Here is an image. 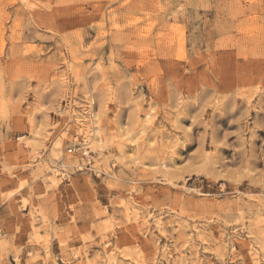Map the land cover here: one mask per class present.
Masks as SVG:
<instances>
[{"label": "rangeland", "instance_id": "374dc122", "mask_svg": "<svg viewBox=\"0 0 264 264\" xmlns=\"http://www.w3.org/2000/svg\"><path fill=\"white\" fill-rule=\"evenodd\" d=\"M0 264H264V0H0Z\"/></svg>", "mask_w": 264, "mask_h": 264}, {"label": "built area", "instance_id": "2783aa9c", "mask_svg": "<svg viewBox=\"0 0 264 264\" xmlns=\"http://www.w3.org/2000/svg\"><path fill=\"white\" fill-rule=\"evenodd\" d=\"M72 151H73V148H69V149H68V152H72Z\"/></svg>", "mask_w": 264, "mask_h": 264}]
</instances>
